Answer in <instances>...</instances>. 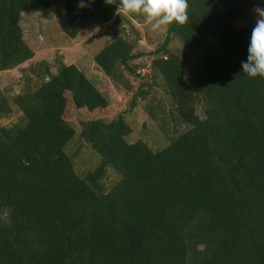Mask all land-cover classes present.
Segmentation results:
<instances>
[{
  "label": "trees",
  "instance_id": "16d2710c",
  "mask_svg": "<svg viewBox=\"0 0 264 264\" xmlns=\"http://www.w3.org/2000/svg\"><path fill=\"white\" fill-rule=\"evenodd\" d=\"M58 0H0V71L32 56L18 16L44 12ZM88 0H85L87 3ZM60 30L73 38L104 23L116 4L62 0ZM264 0H188V21L166 26L149 64L170 101L166 144L127 142L124 119L65 120L76 109L103 111L107 99L73 64L29 66L20 90L0 92V264H264V77L242 72L249 28H235L243 6ZM209 49L185 70L169 37ZM135 42L121 34L94 55L116 84ZM201 104L202 117L195 112ZM97 156L83 175L67 144L74 138ZM107 169L116 176L106 189Z\"/></svg>",
  "mask_w": 264,
  "mask_h": 264
},
{
  "label": "rangeland",
  "instance_id": "374dc122",
  "mask_svg": "<svg viewBox=\"0 0 264 264\" xmlns=\"http://www.w3.org/2000/svg\"><path fill=\"white\" fill-rule=\"evenodd\" d=\"M254 5L243 6V12L233 20L235 28H249L255 25ZM62 0L44 12L23 11L18 16L22 30V39L32 51V56L14 68L0 71V92L12 95L20 90L22 75L29 67L44 63L50 72L55 71L58 63L73 64L88 78L107 99L103 111L76 109L70 102L66 105L65 120L75 130L80 121L100 118L108 121L120 115L129 125L131 132L127 142L143 141L155 150L166 144L170 128L174 126L169 118L170 101L162 92L160 82L152 77L149 67L155 56L153 50L158 47L166 34V26L158 32L150 31V26L142 15L119 16L115 13L104 23H88L73 38H68L60 30L65 22ZM124 34L135 42L133 53L137 55L129 61L133 73L122 70L127 86L114 83L93 61V55L111 38ZM169 51H178L183 55L186 70L195 59L209 49L185 47L177 37H169ZM6 116H0V126H7L19 120L20 114L14 107ZM195 112L202 117L201 104L195 105ZM67 151L72 155L75 171L83 175L97 164L96 154L83 142L74 137L67 144ZM116 179L115 174L107 169L102 177L104 188Z\"/></svg>",
  "mask_w": 264,
  "mask_h": 264
},
{
  "label": "clouds",
  "instance_id": "9594fccd",
  "mask_svg": "<svg viewBox=\"0 0 264 264\" xmlns=\"http://www.w3.org/2000/svg\"><path fill=\"white\" fill-rule=\"evenodd\" d=\"M93 2L79 0V7H87ZM105 3L116 4L115 14L119 16L142 15L152 32H158L173 22L183 25L189 19L188 0H105ZM253 12L256 20L251 30L247 60L242 62V72L249 77H264V7L257 5Z\"/></svg>",
  "mask_w": 264,
  "mask_h": 264
}]
</instances>
